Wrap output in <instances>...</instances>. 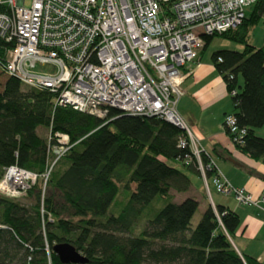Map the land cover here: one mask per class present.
Instances as JSON below:
<instances>
[{
	"label": "trees",
	"instance_id": "1",
	"mask_svg": "<svg viewBox=\"0 0 264 264\" xmlns=\"http://www.w3.org/2000/svg\"><path fill=\"white\" fill-rule=\"evenodd\" d=\"M263 15L264 0H257L234 29L204 35L199 53L214 36L241 46L214 50L210 59L225 83L231 114L245 129L234 145L264 163V137L255 132L264 126V43H249ZM10 45L0 38V177L12 164L42 174L58 135L67 136L69 148L44 191L38 178L23 194L26 203L0 195V264H63L52 250L62 243L80 252L84 264H263L233 247L230 238L240 223L235 211L208 204L191 228L197 200L173 201L170 190L185 192L187 173L199 174L188 140L179 145L183 129L157 116L110 110L100 119L55 106L48 88L25 86L5 71ZM199 158L205 165L211 155L201 150ZM155 198L162 206L151 204ZM117 203L119 213H110ZM140 219L143 227L132 234Z\"/></svg>",
	"mask_w": 264,
	"mask_h": 264
},
{
	"label": "built area",
	"instance_id": "2",
	"mask_svg": "<svg viewBox=\"0 0 264 264\" xmlns=\"http://www.w3.org/2000/svg\"><path fill=\"white\" fill-rule=\"evenodd\" d=\"M256 1L0 0V38L11 44L4 68L25 86L48 88L55 106L100 119L116 110L180 124L186 138L179 145L188 140L206 191L210 181L217 193L232 196L237 204L257 206L264 194L253 197L233 186L212 159L201 163L199 141L176 111L179 86L187 76L183 67L197 60L203 36L234 29ZM37 64L53 71L36 72ZM222 128L233 143L245 134L232 114ZM68 148L67 136L58 135L48 147L51 155L42 174L14 164L5 167L0 195L20 198L38 178L44 190L53 165Z\"/></svg>",
	"mask_w": 264,
	"mask_h": 264
},
{
	"label": "crops",
	"instance_id": "3",
	"mask_svg": "<svg viewBox=\"0 0 264 264\" xmlns=\"http://www.w3.org/2000/svg\"><path fill=\"white\" fill-rule=\"evenodd\" d=\"M200 58L201 53L196 61L183 67L187 76L179 87L177 114L199 141L200 150L211 155L217 169L233 186L244 188L253 197L261 196L264 194V163L241 153L224 132L222 122L232 113L233 105L211 59L200 62ZM187 174L191 183L185 192H181L180 200L194 197L197 207L201 206L202 210L211 204L235 211L240 223L230 238L233 247L238 253L252 256L264 264V201L257 206L239 205L232 196L217 193L210 181L206 191L198 173Z\"/></svg>",
	"mask_w": 264,
	"mask_h": 264
},
{
	"label": "rangeland",
	"instance_id": "4",
	"mask_svg": "<svg viewBox=\"0 0 264 264\" xmlns=\"http://www.w3.org/2000/svg\"><path fill=\"white\" fill-rule=\"evenodd\" d=\"M29 0H25V3H28ZM249 11V8L246 10V13ZM249 43H251L252 45L259 47L264 43V15L258 20V22L252 27V29L250 30L249 33ZM221 48H226V49H234V50H240L241 46L227 41L219 36H214L211 40V42L209 43V45L206 47V49L204 51H202L201 53V58H200V62H206L209 61L210 59V55L214 50L217 49H221ZM211 61V60H210ZM36 72H52L53 68L50 65H36L35 69ZM180 87V86H179ZM230 101V99H228ZM224 132L229 136V134L225 131V129H223ZM255 132L260 134L259 136L264 137V126L262 127H258L255 129ZM37 133L41 136H43L44 138L47 139L48 136V132L45 128L39 127L37 128ZM232 142V141H231ZM233 143V142H232ZM234 144V143H233ZM241 153H243L242 151H240ZM245 154V153H244ZM247 155V154H246ZM248 156V155H247ZM173 165H175L176 167H179L181 170H184V168L177 162H174ZM191 180L194 181L193 178H191ZM44 191V190H43ZM170 194L173 196V201L174 202H179L181 199L182 194L181 193H177V191L171 189L170 190ZM123 196V195H122ZM121 194L119 193L117 199H121ZM17 200H19L22 203H26L27 199L23 196H21L20 198H17ZM115 202V201H114ZM164 203V201L162 199L159 198H155L151 204H154L156 207H160L162 206V204ZM114 204V203H113ZM121 206H119V203H117L116 205H111L110 207V213L113 214H118L120 211ZM203 210L202 207L199 206L197 207V209L195 210L191 221H190V227L193 228L196 223L199 221L201 214H202ZM144 224V220L140 219L136 224H135V228L133 230V232H131L132 234H136L140 231V229L143 227Z\"/></svg>",
	"mask_w": 264,
	"mask_h": 264
},
{
	"label": "water",
	"instance_id": "5",
	"mask_svg": "<svg viewBox=\"0 0 264 264\" xmlns=\"http://www.w3.org/2000/svg\"><path fill=\"white\" fill-rule=\"evenodd\" d=\"M122 115L135 116V114H129V113H124ZM177 126L182 128L180 124H177ZM52 250L58 257L59 261L63 264H84L85 263L84 256L68 243L56 244L53 246Z\"/></svg>",
	"mask_w": 264,
	"mask_h": 264
}]
</instances>
